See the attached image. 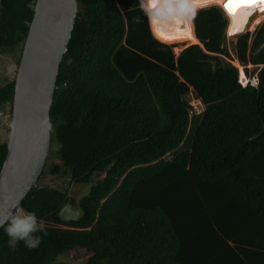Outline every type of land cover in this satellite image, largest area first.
I'll list each match as a JSON object with an SVG mask.
<instances>
[{
	"label": "trees",
	"instance_id": "obj_1",
	"mask_svg": "<svg viewBox=\"0 0 264 264\" xmlns=\"http://www.w3.org/2000/svg\"><path fill=\"white\" fill-rule=\"evenodd\" d=\"M34 2L0 0L1 52L20 51ZM76 2L46 161L54 176L94 184L75 201L39 185L44 167L20 206L46 234L13 249L0 229V264H264V24L248 54L247 34L237 40L239 62L257 68L256 83L242 84L218 55L229 53L217 7L192 13L207 52L175 54L152 34L142 0ZM12 93V81L0 85V109ZM74 202L81 213L66 218ZM75 248L89 255L58 259Z\"/></svg>",
	"mask_w": 264,
	"mask_h": 264
},
{
	"label": "water",
	"instance_id": "obj_2",
	"mask_svg": "<svg viewBox=\"0 0 264 264\" xmlns=\"http://www.w3.org/2000/svg\"><path fill=\"white\" fill-rule=\"evenodd\" d=\"M76 10V0H35L33 4L12 80L6 147L0 168V213L22 197L21 203L36 184L46 162L53 129L49 111L58 66L66 51ZM190 15L194 36L207 52L196 35L192 11ZM167 23L170 25L171 21ZM225 36H229L226 30Z\"/></svg>",
	"mask_w": 264,
	"mask_h": 264
},
{
	"label": "rangeland",
	"instance_id": "obj_3",
	"mask_svg": "<svg viewBox=\"0 0 264 264\" xmlns=\"http://www.w3.org/2000/svg\"><path fill=\"white\" fill-rule=\"evenodd\" d=\"M142 1H143L144 8H145L144 10L147 13L145 0H142ZM209 7H217L221 11L222 15L225 17L221 8L218 5H215L214 3L196 8L195 10H192V13L196 10L209 8ZM146 16H147V20H148V24H149V17L147 14H146ZM253 16L255 17V14ZM262 17L263 18L261 19V21L256 23L254 25V27H252L251 29L247 28L244 32H240L238 34L231 35V36H225L224 45L226 46L229 55L228 56H226V55L220 56L224 61H228V62L232 63L235 67H237V64H235L234 61L237 60V62H239V60L237 58V49H236V43H237L238 38L242 34H245V33L247 34V54H248L250 47H251L254 39L256 38L257 30H259L260 27L264 24V15ZM224 19H225L226 24H227L228 20L226 19V17ZM167 26L171 27L169 25H167ZM149 27H150V24H149ZM263 43H264V41L262 42V44ZM168 44L173 45V49L175 48V51L174 50L173 51L175 54H177V53H179V51L181 49L188 47V46L195 44V43H190L189 41L184 40V41L173 42V43H168ZM196 44L199 45L198 43H196ZM20 51H21V49H20ZM20 51L17 49L14 51H11V52H8V51L1 52L0 51V85H3L5 82L13 80V77H14L15 71H16L18 58L20 56ZM240 64L243 67V71H244L245 76L247 78H249L251 81L255 80L256 79V76H255V68L256 67L253 64H251L250 62L246 63L245 65L242 63H240ZM239 71H240V68H239ZM240 74H241V72H240ZM239 75H238V77H239ZM240 77H241V75H240ZM239 80H240V78H239ZM185 97L188 100L189 104L194 106L197 110L202 109V105H200L199 100L195 98V96L192 92H189ZM10 107L11 106L9 104H4L0 109V141H5V139H6L7 125H8V120H9V116H10ZM168 157H170V155H168ZM49 166H50V162H48V160H47L44 164V167L46 170H45L43 177L41 179H39V185H48L51 187L58 188L60 190H64L67 192V195L71 199H74L75 201L78 200L83 195L87 194L89 189H90V186L92 184H94V180H95L94 176L90 177L89 180L86 182H74L67 175L66 176H58V175L54 176V175H52L48 171ZM100 177H101V175H100ZM80 213H81V210H80V208H78V205L76 202L66 204L63 208V211H62L63 216H65L66 218L69 216L77 217L78 215H80ZM88 255H89L88 252H85L82 249L75 248V249L68 250L64 253H61L57 257H58V259H65V260H68L71 262H77V261L85 260Z\"/></svg>",
	"mask_w": 264,
	"mask_h": 264
},
{
	"label": "bare ground",
	"instance_id": "obj_4",
	"mask_svg": "<svg viewBox=\"0 0 264 264\" xmlns=\"http://www.w3.org/2000/svg\"><path fill=\"white\" fill-rule=\"evenodd\" d=\"M224 2L225 0H145L150 30L156 38L160 37L159 39L167 43L185 40L199 44L193 33L190 12L213 3L221 8L228 20L226 33L229 36L244 32L247 28L251 29L263 18L264 11H261L259 7L239 8L235 16H231L226 11ZM168 20L171 21L170 25L167 23ZM234 62L237 64L238 70L240 68L239 74L241 72V77L238 74L240 81L245 84L247 77L244 74L243 67L237 60Z\"/></svg>",
	"mask_w": 264,
	"mask_h": 264
},
{
	"label": "clouds",
	"instance_id": "obj_5",
	"mask_svg": "<svg viewBox=\"0 0 264 264\" xmlns=\"http://www.w3.org/2000/svg\"><path fill=\"white\" fill-rule=\"evenodd\" d=\"M248 81L251 83L249 78L246 79V82ZM21 198H18L7 211L0 213V229L7 237V244L10 248L14 249L18 243H22L25 248L32 250L37 248L41 242L40 233L46 234L45 221L39 218L34 211L20 206Z\"/></svg>",
	"mask_w": 264,
	"mask_h": 264
},
{
	"label": "snow or ice",
	"instance_id": "obj_6",
	"mask_svg": "<svg viewBox=\"0 0 264 264\" xmlns=\"http://www.w3.org/2000/svg\"><path fill=\"white\" fill-rule=\"evenodd\" d=\"M224 7L231 16H235L239 8L259 7L261 11H264V0H225Z\"/></svg>",
	"mask_w": 264,
	"mask_h": 264
},
{
	"label": "built area",
	"instance_id": "obj_7",
	"mask_svg": "<svg viewBox=\"0 0 264 264\" xmlns=\"http://www.w3.org/2000/svg\"><path fill=\"white\" fill-rule=\"evenodd\" d=\"M255 83H256V79L251 81V84H255ZM199 103H200V101H199Z\"/></svg>",
	"mask_w": 264,
	"mask_h": 264
}]
</instances>
